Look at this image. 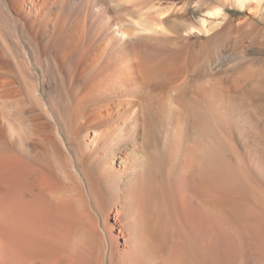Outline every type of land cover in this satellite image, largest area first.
Masks as SVG:
<instances>
[{"label": "bare ground", "instance_id": "1", "mask_svg": "<svg viewBox=\"0 0 264 264\" xmlns=\"http://www.w3.org/2000/svg\"><path fill=\"white\" fill-rule=\"evenodd\" d=\"M262 1L0 0V264H264Z\"/></svg>", "mask_w": 264, "mask_h": 264}, {"label": "rangeland", "instance_id": "2", "mask_svg": "<svg viewBox=\"0 0 264 264\" xmlns=\"http://www.w3.org/2000/svg\"><path fill=\"white\" fill-rule=\"evenodd\" d=\"M255 5H256V3L255 2H252V3L249 4L248 7L253 8V6H255ZM231 8L236 9V10H239V11L241 10V13L240 14L238 12H233V15L235 17H238V15H239V17H242V18H256L257 20H261V19L264 18V0L261 2V7H260V8H262L260 10V13L262 12L261 15H256V14H254L252 12H248V9L247 8H242L241 9L237 5H232ZM263 22H264V19H263Z\"/></svg>", "mask_w": 264, "mask_h": 264}]
</instances>
